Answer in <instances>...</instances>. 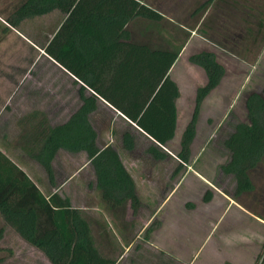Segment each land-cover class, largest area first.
Segmentation results:
<instances>
[{"label":"trees","instance_id":"1","mask_svg":"<svg viewBox=\"0 0 264 264\" xmlns=\"http://www.w3.org/2000/svg\"><path fill=\"white\" fill-rule=\"evenodd\" d=\"M52 11L61 13L63 20L43 52L81 83V104L63 123L51 126L43 118L32 127L29 137L39 145L32 157L50 178L51 160L59 149L84 152L105 207L116 211L128 204L134 213L139 206L134 183L117 149L109 144L97 146L89 114L102 100L157 145L166 147L175 135V100L179 96L168 72L185 41L175 44L169 36H162L165 46L134 41L128 24L135 19L147 20L158 33L161 31V13L141 0H23L6 23L15 27L23 19ZM257 24L259 29L262 21ZM188 62L202 69L205 82L196 88L192 115L174 153L180 163L188 161L199 106L224 75L223 65L210 51L191 54ZM86 88L91 91L88 96L83 94ZM244 107L246 120L235 123L222 142L228 159L220 170L232 177L236 195L252 189L250 172L264 159V89L250 92L244 98ZM121 137L123 147L132 149L129 133L124 131ZM146 151L154 160L167 155L151 146ZM0 216L50 264L115 263V258L106 256L96 246L83 211L71 207L66 198L55 193L46 199L1 153ZM258 260L264 264V246Z\"/></svg>","mask_w":264,"mask_h":264},{"label":"rangeland","instance_id":"2","mask_svg":"<svg viewBox=\"0 0 264 264\" xmlns=\"http://www.w3.org/2000/svg\"><path fill=\"white\" fill-rule=\"evenodd\" d=\"M22 1L0 0V104H3L9 95V111L12 112L6 116L5 113L0 115V133L5 131L8 137L15 136V121L21 113L41 111L47 118V123L60 124L67 120L79 104L75 90L78 81H74L60 65L59 68L43 53V47L62 23L63 15L52 11L23 19L15 27H10L6 20ZM141 1L161 13V31L158 33L147 20L135 19L128 24L134 41L158 46H165L161 42L162 36H169L175 44L185 41L168 72L179 91L175 100V135L166 147L164 146V151L147 137L133 132L128 124L118 118L113 109L98 100L97 109L89 116L97 134L96 144L99 148L107 144L113 146L120 151L125 161L129 162L124 155L126 149L122 145L121 137L124 131L129 132L133 143V151L130 154L138 158L144 168L154 165L159 170L158 176L152 177L159 179V187L162 189L167 184L165 181L168 180L171 167L176 163L180 164L174 153L179 149L180 134L192 115L196 88L205 82L202 69L189 63L188 56L201 50L210 51L223 65L224 75L219 85L209 92L199 106L187 165L220 191L231 196L235 191L234 181L230 175H225L220 170V165L228 159V152L222 142L235 123L246 120L244 98L250 92H261L264 89V0ZM260 21L262 26L258 29L257 23ZM45 86L47 89H44ZM150 146L165 153L168 151L174 157L167 154L163 159L154 162L146 151ZM60 158L70 168L75 161L71 154L64 153ZM84 160V156L79 157L76 163L82 165ZM146 171L144 169L142 173L146 175ZM86 180H82L83 185ZM250 180L252 189L239 195L235 194L233 199L253 213L264 217V159L250 172ZM73 185L74 183L67 186L69 188L66 187L72 205H85V212L96 205L95 212L100 213L102 208L100 202H97V195L93 192L91 197L87 196L85 188L78 193ZM204 194V188L194 189L191 208L199 206L198 203ZM146 214L145 209L144 218ZM156 222L153 221L136 240L135 236L128 235L133 239L130 241L132 245L123 260L117 261L116 264H150L149 260L152 262L153 252L148 243L153 242L151 235ZM98 230L100 229L96 232ZM97 237L102 240L109 239V236L104 235ZM110 238L116 240L115 236ZM99 250L116 260L121 254L120 249L110 251L106 245L101 246ZM0 264L50 262L41 252L6 231L0 238Z\"/></svg>","mask_w":264,"mask_h":264},{"label":"crops","instance_id":"3","mask_svg":"<svg viewBox=\"0 0 264 264\" xmlns=\"http://www.w3.org/2000/svg\"><path fill=\"white\" fill-rule=\"evenodd\" d=\"M63 70L70 75L64 68ZM80 85L79 81L75 85L79 100L76 109L81 104L79 97ZM44 89H47L46 86ZM89 93L91 91L87 88L83 91L84 96H88ZM10 99L11 97L8 95L3 104H0V115L5 113L6 116L12 113L9 111ZM105 104L113 109L107 103ZM113 110L118 118L128 124L133 132L147 136L118 111ZM43 118L48 122L41 111L32 110L29 113H21V116L15 121V136L8 137L4 133L5 131L0 133V153L20 169L46 199L55 193L61 199L66 198L71 207L83 211L98 249L106 245L110 251L117 248L121 250V254H119L114 264L119 260H123L132 245L133 239L129 238L128 235L135 236L134 240L140 238L139 235L147 230L155 220L157 222L151 235L153 242L148 243L153 252L152 262L149 260L150 264H263L260 260L257 261L264 246L263 215H257L249 208L237 203L233 199L235 193L231 196L223 193L207 181L203 175L194 171L187 163L181 162L173 165L168 174V180L165 181L167 184L161 189L158 183L160 182L159 179L152 177L159 174V170L154 165L144 168L138 158L130 154L133 148L124 151V155L130 160L129 162L125 161L120 151H118L122 164L134 183L135 194L139 200V206L134 213H132L128 204L124 205L121 210L116 211H109L105 207L99 192L96 190L93 169L84 152L71 153L59 149L51 160L52 174L49 178L40 164L32 157V154L38 150L39 145L35 144L29 137L32 134V127ZM49 125L54 126L56 124ZM147 138L150 142L155 143L149 136ZM155 144L157 145V143ZM162 148L164 150V147ZM64 153L71 154L73 159L75 158L71 168L60 158ZM166 153L174 157L172 153L168 151ZM83 156L85 160L82 165L76 163V159ZM150 159L154 160L151 156ZM144 169L147 170L146 175L142 173ZM69 171L70 173H68ZM85 178L87 180L83 185L82 180ZM72 183H74L73 187L76 192L78 190V193L84 190L82 188H85L87 196L91 197V194L94 193L97 195L95 197L98 199L97 202H100L101 214L95 212L97 210L96 205L91 206V210H87V212L84 211L85 205L78 207L72 205V199L67 194V188H69L67 186ZM196 188H204L205 194L199 201V206L194 209V207L191 208V198ZM92 209L94 212H92ZM145 209L147 214L144 218ZM103 218L105 221H103ZM0 229H2V234L9 231L20 241L27 243L18 236L10 225L2 220L1 216ZM97 229L100 230L96 232ZM95 235L109 236V239L102 240L97 236L95 237ZM113 236L116 240L110 238ZM28 245L38 250L30 244Z\"/></svg>","mask_w":264,"mask_h":264}]
</instances>
